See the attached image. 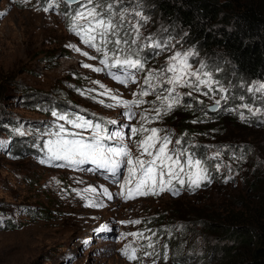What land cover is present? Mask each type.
I'll use <instances>...</instances> for the list:
<instances>
[{
	"label": "rangeland",
	"instance_id": "1",
	"mask_svg": "<svg viewBox=\"0 0 264 264\" xmlns=\"http://www.w3.org/2000/svg\"><path fill=\"white\" fill-rule=\"evenodd\" d=\"M55 5L53 0H0V264H174L194 245L192 232L196 225L205 222L194 221L190 204H200L206 192L196 197L189 190L187 176H183V186L176 181L171 185L179 189L178 194L171 190L158 195L133 193L135 198L126 199L127 188H134L136 180L133 177V183L125 187L128 166L122 164L113 176L90 161L72 166L66 161L48 160L49 142L55 145L61 125L69 132L91 136V129L74 128L59 116H82L100 123L107 134L120 132L133 159L141 156L137 144L147 133L131 136V128L141 126L160 129L159 135L171 141L169 150L189 155L193 144L208 145L215 139L213 128L235 131L230 119L238 120V126L245 128L244 134L254 133L255 122L264 123L261 84L253 85L254 96L258 99V94L263 95L261 107L235 97L231 90V95L226 94L219 71L212 70L185 41L186 33L160 27L157 18L145 11L147 20H140L139 38L132 46L139 49L145 66L136 75V83L122 84L107 70H94L104 67L100 63L103 56L69 30L64 0H55ZM121 6L136 5L124 0ZM139 19L129 14L126 22L136 23ZM85 51L97 58L84 56ZM177 52L187 54L191 66L188 71L197 72L208 84H199V90L177 85L171 95L178 94V103L171 111L161 109L159 119L152 120L153 109L161 108L157 95L168 96L165 89L172 87L166 82L171 73L164 70ZM111 71L120 74L116 68ZM150 72H163L153 79L154 88L144 84ZM185 79L197 83L194 77ZM141 89L149 94L133 96ZM107 90L124 100L143 99L145 103L129 110L101 95ZM257 99L254 104H258ZM128 111L135 115H124ZM218 115L224 119L222 125L213 121ZM141 116L148 119L142 120ZM106 143L114 145L115 141ZM214 154L224 160L223 154ZM141 158L150 159L146 154ZM185 159L182 157V162ZM45 160L48 162L41 163ZM93 188L95 191L90 190ZM135 220L140 223H125ZM102 225L107 228L98 231ZM128 233H143V237ZM149 243L153 247H148ZM129 246L136 249L137 260L123 254ZM146 252L153 255L146 256Z\"/></svg>",
	"mask_w": 264,
	"mask_h": 264
},
{
	"label": "trees",
	"instance_id": "2",
	"mask_svg": "<svg viewBox=\"0 0 264 264\" xmlns=\"http://www.w3.org/2000/svg\"><path fill=\"white\" fill-rule=\"evenodd\" d=\"M131 1L155 16L160 27L185 32V41L219 71L226 94L231 90L261 107L263 95L258 100L253 85L264 84V0ZM66 6L69 13L76 7ZM213 121L224 123L220 115ZM229 121L235 131L213 128L210 144L198 142L189 149L210 178L189 189L196 197L207 194L200 204H190L194 221L205 222L196 225L194 245L174 264H264V123L255 122V132L244 134L237 119Z\"/></svg>",
	"mask_w": 264,
	"mask_h": 264
},
{
	"label": "snow or ice",
	"instance_id": "3",
	"mask_svg": "<svg viewBox=\"0 0 264 264\" xmlns=\"http://www.w3.org/2000/svg\"><path fill=\"white\" fill-rule=\"evenodd\" d=\"M64 2L69 7L76 5L70 13H66V17L69 19V30L79 36L83 44L103 56L100 63L104 67H97L94 70L96 72L107 70L113 79L125 85L129 82L136 83V75L140 70L144 69L145 65L139 56V49L133 48L132 46L136 44L139 38L140 20H147L143 12L137 11L135 7H120L124 4V0H64ZM53 3L54 6H58L55 5V0H53ZM48 10V8L44 9V11ZM129 14L140 19L136 23L126 22V17ZM0 15H3V13H0ZM109 45H112V47L109 48ZM124 45H127V47H123ZM156 46L159 47V45ZM75 50L78 52L81 51L79 48ZM82 54L89 57L87 51ZM121 54H123V58H121ZM110 56L111 63L109 62ZM89 58L96 59L97 57L91 56ZM170 60L173 63L164 71L171 73V76L166 82L172 85V87L165 89L169 93L168 96L161 97L157 95V99L161 100L162 103L161 108L153 109L155 116L152 117V120L159 119L161 109L164 112L171 111L178 103V94L176 96L171 95L175 92L177 85L194 86L196 90H199V84H208V81L200 79V75L197 72L188 71L191 66L187 63V54L182 56L181 53L177 52ZM83 67L92 68L93 66L83 64ZM112 68H116L120 74L113 73L111 71ZM132 70L136 71L133 72ZM160 75H163V72H150L146 76L144 84L148 85L149 88H154L155 85L152 84V81ZM205 75L209 74L205 73ZM186 76L194 77L197 83L193 85L190 79H185ZM259 90H264V84L259 86ZM148 94L149 92L147 90L141 89L139 93H133V96L139 95L143 97ZM101 95L115 100L117 105H123L129 110L133 106H139L145 103L143 99L124 100L118 94L113 95L111 90H107L101 93ZM188 95H191V93H188ZM100 102L103 103V101ZM219 103V100L215 102L217 106ZM108 106L112 107L113 105ZM244 107L247 108L248 106L244 105ZM52 115L56 116L57 113L53 112ZM124 115L131 118L135 113L128 111ZM59 119L65 120L77 129H91V136L86 138L82 133L69 132L61 125L57 132L58 139L55 145L53 146L52 142H49L48 152L50 155L48 160L66 161L72 166L90 161L99 168L111 172L113 176L116 175L122 164L128 166L129 179L125 181V187L133 183V177H136V180L134 188H127L126 199H133L135 195H158L165 190H171L173 194H178L179 189L172 188L171 185L173 181H176L183 186L185 183L183 176H187L190 188H198L204 182L210 183V178L207 175V170L202 161L200 159H193L187 153H181L176 149L169 150L168 145L171 141L168 136L161 137L159 135L160 129L145 128L143 126L139 129L131 128V136H135L137 133H147L137 144L138 148L142 150L141 156L133 159L130 149L122 142L123 136L120 132L117 131L107 134L100 123L94 124L91 120L85 119L82 116H75L69 119L68 116L61 115ZM141 119L147 120L148 117L141 116ZM109 123L114 124L116 122L109 121ZM61 133H66V135H61ZM106 141H115V144L110 145ZM179 143L180 141H177V145ZM145 154L150 159H142L141 157ZM182 157H186L184 162H182ZM47 162V160L41 161V163ZM137 173H139L138 176ZM165 176L168 177L167 180H165ZM90 190L95 191L94 188ZM105 194H107L106 190ZM89 204L96 206L92 201H89ZM125 223L139 224L140 221H126ZM106 228L107 225H102L98 231ZM127 235L143 237V233H128ZM147 239L150 240V237ZM148 247L151 248L153 245L149 243ZM122 252L129 260L138 259L136 249L130 246L123 249ZM145 255L152 256L153 253L146 252Z\"/></svg>",
	"mask_w": 264,
	"mask_h": 264
}]
</instances>
